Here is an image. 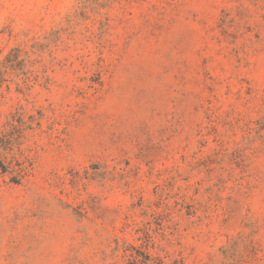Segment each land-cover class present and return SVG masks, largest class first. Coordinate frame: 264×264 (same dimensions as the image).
<instances>
[{"label": "rangeland", "instance_id": "obj_1", "mask_svg": "<svg viewBox=\"0 0 264 264\" xmlns=\"http://www.w3.org/2000/svg\"><path fill=\"white\" fill-rule=\"evenodd\" d=\"M0 264H264V0H0Z\"/></svg>", "mask_w": 264, "mask_h": 264}, {"label": "trees", "instance_id": "obj_2", "mask_svg": "<svg viewBox=\"0 0 264 264\" xmlns=\"http://www.w3.org/2000/svg\"><path fill=\"white\" fill-rule=\"evenodd\" d=\"M0 142H3V141L0 139ZM9 172L10 173L14 172L16 174L15 177H13V179L11 181L14 183H18L19 182L18 177L20 176L21 172L15 171V170L11 171L10 167L7 165V163L2 158H0V174H5V173H9Z\"/></svg>", "mask_w": 264, "mask_h": 264}]
</instances>
